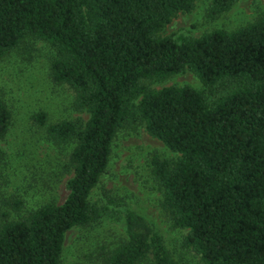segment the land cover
<instances>
[{
  "label": "trees",
  "instance_id": "16d2710c",
  "mask_svg": "<svg viewBox=\"0 0 264 264\" xmlns=\"http://www.w3.org/2000/svg\"><path fill=\"white\" fill-rule=\"evenodd\" d=\"M199 1L0 0V61L27 40L47 44L52 80L88 115L49 125L36 116L51 143L73 145L68 196L25 214L22 199L3 200L0 264H64L68 233L106 218L123 220L126 238L99 250L102 264H182L146 217L108 193L104 204L92 200L118 133L140 126L177 155L150 165L164 214L186 231L183 249L201 264H264V12L232 32L160 35ZM240 1L212 0L208 17ZM188 71L202 89L147 84ZM12 121L0 98V164Z\"/></svg>",
  "mask_w": 264,
  "mask_h": 264
},
{
  "label": "rangeland",
  "instance_id": "374dc122",
  "mask_svg": "<svg viewBox=\"0 0 264 264\" xmlns=\"http://www.w3.org/2000/svg\"><path fill=\"white\" fill-rule=\"evenodd\" d=\"M212 0L197 2L189 14H180L160 35L162 37L199 38L215 30L236 31L254 22L264 12V0H242L217 20L208 17ZM54 50L40 41L27 40L0 61V98L12 112L10 132L1 144L0 214L6 212L1 202L20 198L23 214L50 202L63 204L68 196L71 174L66 163L73 145L51 143L36 116L45 113L48 125L63 120L86 121L88 115L75 110V93L67 85L51 78ZM152 89L186 85L203 86L191 72L177 75L163 83H147ZM154 156L174 159L176 154L148 135L145 128L122 130L112 148L107 172L92 195L93 202L104 204L105 193L121 202V210H133L153 223L166 245L182 264H201L199 257L183 249L186 231L174 229L161 208V193L152 176ZM1 218V216H0ZM12 219H17L12 214ZM123 220L106 218L86 228H76L67 235L64 264H102L99 250L114 248L125 240ZM143 264H151L144 262Z\"/></svg>",
  "mask_w": 264,
  "mask_h": 264
}]
</instances>
